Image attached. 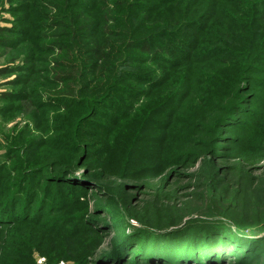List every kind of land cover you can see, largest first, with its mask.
<instances>
[{
	"label": "rangeland",
	"instance_id": "obj_1",
	"mask_svg": "<svg viewBox=\"0 0 264 264\" xmlns=\"http://www.w3.org/2000/svg\"><path fill=\"white\" fill-rule=\"evenodd\" d=\"M59 1L0 0V264H264V0Z\"/></svg>",
	"mask_w": 264,
	"mask_h": 264
},
{
	"label": "trees",
	"instance_id": "obj_2",
	"mask_svg": "<svg viewBox=\"0 0 264 264\" xmlns=\"http://www.w3.org/2000/svg\"><path fill=\"white\" fill-rule=\"evenodd\" d=\"M59 0H40V6L42 7V9L47 10L49 13H54V11H58L59 7ZM141 14V13H140ZM111 16V17H110ZM144 17L140 18L142 19V21H148V17L143 15ZM47 23H46V29L47 32L45 33V40H47L45 42L44 40V46H43V52L45 54H48L49 56H47L44 60L46 62V64L48 66H51V69H46L51 75V78H54V82L56 85H59L62 83V78L59 77L58 71H60L61 68H63L62 66V61H61V56L63 54V52L67 49L68 45L67 43H65L64 40H66L67 38H69V34H68V24L66 21V17H62L60 16L58 13L55 12V14H52L51 16L49 15V17H47ZM103 18L105 21L106 25H112L115 23L116 21V17L115 15H112V12L108 13H103ZM89 22L90 19H86L83 18L82 22L86 23ZM72 22V21H71ZM7 31V29H3L0 28V33L1 36ZM106 32H109L108 35ZM103 35H107V36H114L115 33L113 30L105 28V31L102 33ZM105 35V36H106ZM4 36V35H3ZM4 39L0 40V45L3 44ZM138 43L139 47L138 50L141 51L143 54H145L146 56H148L149 58L151 57H155V55H160V54H165L167 55V52L164 48L160 47V46H150V43L147 42L146 39H143V37H139L136 39H133V41H130L129 45H128V49H137L136 46H133L132 44H136ZM104 45L101 46V48ZM150 46V47H149ZM94 50V49H93ZM98 46H95V50L94 51H98ZM54 52H56V56H54ZM57 53L59 55H57ZM30 55H27L28 59L30 58ZM26 63V61H25ZM97 67H101L102 66V61L100 59L99 56H97ZM19 70V67L17 66H13L11 68L5 67L2 68L0 70V76H6L7 74L10 73H15ZM31 70V69H30ZM41 73V70L40 72ZM7 202V201H6ZM199 219L201 215H196ZM154 219H159L156 217H152Z\"/></svg>",
	"mask_w": 264,
	"mask_h": 264
}]
</instances>
